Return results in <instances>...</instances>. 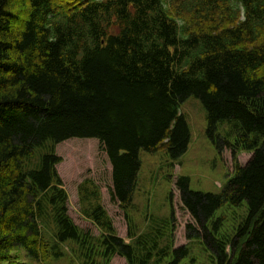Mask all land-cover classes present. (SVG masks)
<instances>
[{
    "label": "trees",
    "instance_id": "1",
    "mask_svg": "<svg viewBox=\"0 0 264 264\" xmlns=\"http://www.w3.org/2000/svg\"><path fill=\"white\" fill-rule=\"evenodd\" d=\"M199 99L207 134L222 153H252L220 193L193 190L177 177L211 264H264V0H0V264L25 250L34 261L77 247L82 264L119 255L128 264H184L176 215L150 218L126 242L87 179L82 213L100 236L81 229L56 146L97 139L111 163L110 194L134 201L141 151L172 160L189 149L180 106ZM229 124L225 135L220 126ZM244 209L224 231V208ZM193 261V260H192Z\"/></svg>",
    "mask_w": 264,
    "mask_h": 264
},
{
    "label": "rangeland",
    "instance_id": "2",
    "mask_svg": "<svg viewBox=\"0 0 264 264\" xmlns=\"http://www.w3.org/2000/svg\"><path fill=\"white\" fill-rule=\"evenodd\" d=\"M180 111L186 115L191 128L188 151L180 159L172 160L163 150L154 153L142 150L138 186L128 210L121 209L111 198V163L99 140L70 139L57 145L56 151L63 158L57 167L69 195V213L81 229L91 231L98 237L101 234V230L82 213L79 189L89 179L100 191L101 203L112 218L118 235L126 242L132 241V235L145 232L150 218L170 219L174 210L177 229L172 242L175 246L187 244L192 248V259L184 264H211L210 252L205 246L188 239L187 225L194 220L183 206L175 181L177 177L186 175L191 179L193 190L220 193L236 165H244L252 153L241 150L235 158L228 149L220 152L207 134V113L199 99L190 97L181 104ZM228 127L227 123L221 125L220 133L225 135ZM244 213L243 208H224L219 213L227 218L224 231L230 232ZM62 247L65 252L62 258L48 257L41 262L34 261L25 250L18 248L14 253V264H82L74 244H64ZM100 264L128 262L116 255L110 260H101Z\"/></svg>",
    "mask_w": 264,
    "mask_h": 264
},
{
    "label": "bare ground",
    "instance_id": "3",
    "mask_svg": "<svg viewBox=\"0 0 264 264\" xmlns=\"http://www.w3.org/2000/svg\"><path fill=\"white\" fill-rule=\"evenodd\" d=\"M131 220V219H130Z\"/></svg>",
    "mask_w": 264,
    "mask_h": 264
}]
</instances>
